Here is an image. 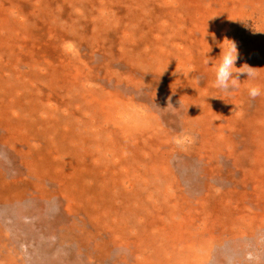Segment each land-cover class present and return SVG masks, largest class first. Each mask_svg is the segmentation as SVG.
I'll return each mask as SVG.
<instances>
[{
	"label": "rangeland",
	"instance_id": "rangeland-1",
	"mask_svg": "<svg viewBox=\"0 0 264 264\" xmlns=\"http://www.w3.org/2000/svg\"><path fill=\"white\" fill-rule=\"evenodd\" d=\"M225 38L257 69L230 95L211 66ZM2 65L28 86L0 99V264H264V94L247 92L264 0H0ZM70 96L134 127L117 168L57 158L10 108Z\"/></svg>",
	"mask_w": 264,
	"mask_h": 264
},
{
	"label": "bare ground",
	"instance_id": "bare-ground-1",
	"mask_svg": "<svg viewBox=\"0 0 264 264\" xmlns=\"http://www.w3.org/2000/svg\"><path fill=\"white\" fill-rule=\"evenodd\" d=\"M11 71L12 70L6 68L4 65L0 66V99L5 96L8 98L21 92L24 94L27 92L25 87V85H27L26 80L20 81L18 84H14L15 81L12 80L16 77L12 75ZM76 105H78L79 108L74 110ZM61 106L69 110L61 112L59 110ZM10 108L13 112L15 111L19 113V115L25 119L23 123L27 124L25 126H21V128L32 135L33 138H36V140L42 141L49 147L51 145L53 153L56 154L59 159L61 156L68 157L69 155L76 156L89 153L91 156H94V159L97 161L96 165H98L102 170L106 167L117 168V164L120 163V145H123L124 150L132 147L127 143L130 139H126L130 138V134H132L134 127H124V136L126 139L120 135V109H117V114L112 116V119L110 120H106L105 117L98 118V116L94 114H100L95 111L93 114L90 112H84L83 115L80 114L82 112H80L79 100L72 98V96L66 98L63 103L60 102L59 104L55 101L50 102V100L41 103L36 102L34 104L28 102V104L23 103L20 105L12 102L10 104ZM76 112H80L78 113L80 116L79 122H76L72 115ZM92 121L99 123L94 125V122ZM103 123H106L110 128L117 127L119 132L115 133L114 137L111 138L110 131L108 133L102 129ZM138 124L139 123L136 121L131 122V126H136ZM125 128H127L128 133ZM63 129L65 132H62ZM122 139H124V141L120 142ZM74 142L76 143V146H70V144ZM72 148L77 149L69 150ZM107 153L110 158L106 157ZM135 154L136 153L134 151L131 156ZM99 167H97V170L94 169L92 173L94 176H99L101 173ZM122 188L123 186L120 185V190ZM133 188L138 189L139 192L143 190L144 186H139V184H137ZM2 262H4V260Z\"/></svg>",
	"mask_w": 264,
	"mask_h": 264
},
{
	"label": "clouds",
	"instance_id": "clouds-1",
	"mask_svg": "<svg viewBox=\"0 0 264 264\" xmlns=\"http://www.w3.org/2000/svg\"><path fill=\"white\" fill-rule=\"evenodd\" d=\"M206 35H208V33ZM206 44L208 46V52L206 53L204 63L209 65L210 57H208L207 54L211 51V47L208 43ZM217 47L220 48L219 56L211 61V66H214V87L216 90L230 95L233 90L240 87V76L242 74L246 75L247 80L256 79L257 69L249 67L246 64L236 67V63L240 58L236 42L225 38L222 42L217 44ZM213 61L215 62L214 65ZM247 92L251 99H255L264 94V90H262L260 85H249Z\"/></svg>",
	"mask_w": 264,
	"mask_h": 264
}]
</instances>
